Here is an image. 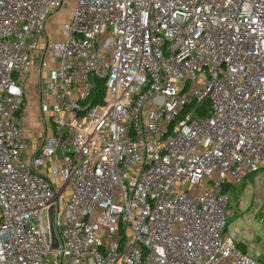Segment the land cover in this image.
I'll list each match as a JSON object with an SVG mask.
<instances>
[{
  "label": "built area",
  "instance_id": "obj_1",
  "mask_svg": "<svg viewBox=\"0 0 264 264\" xmlns=\"http://www.w3.org/2000/svg\"><path fill=\"white\" fill-rule=\"evenodd\" d=\"M263 170L264 0H0V264H261L225 190Z\"/></svg>",
  "mask_w": 264,
  "mask_h": 264
},
{
  "label": "rangeland",
  "instance_id": "obj_2",
  "mask_svg": "<svg viewBox=\"0 0 264 264\" xmlns=\"http://www.w3.org/2000/svg\"><path fill=\"white\" fill-rule=\"evenodd\" d=\"M67 15L69 9L65 7L52 18L47 24V35L53 39L59 37ZM35 76H28V86L35 85V80H38L34 79ZM34 105L31 113L36 111ZM227 196L225 236L234 235L236 244L243 247L250 257L264 264V170L257 175L248 174L227 192Z\"/></svg>",
  "mask_w": 264,
  "mask_h": 264
},
{
  "label": "crops",
  "instance_id": "obj_3",
  "mask_svg": "<svg viewBox=\"0 0 264 264\" xmlns=\"http://www.w3.org/2000/svg\"><path fill=\"white\" fill-rule=\"evenodd\" d=\"M35 67L32 69V71L29 73L30 75L37 76V66L38 63L35 62ZM28 75V76H30ZM34 77V79L39 80V76ZM38 80H35V85L28 86V83L26 84V102H25V107H24V117L28 126L27 129V138L29 141H33L34 138L37 137H42L45 134V121L43 118V113H42V108H41V103L44 99L43 92L41 93V89L38 86ZM33 104H32V103ZM35 104V105H34ZM36 106V111L34 113H31L32 106ZM40 115V116H39ZM47 119V117H45ZM259 174V173H258ZM257 175V174H256ZM235 186V184H232V186L228 187L227 191L232 189ZM246 252V251H245ZM247 254V252H246ZM248 255V254H247Z\"/></svg>",
  "mask_w": 264,
  "mask_h": 264
},
{
  "label": "trees",
  "instance_id": "obj_4",
  "mask_svg": "<svg viewBox=\"0 0 264 264\" xmlns=\"http://www.w3.org/2000/svg\"><path fill=\"white\" fill-rule=\"evenodd\" d=\"M92 81L94 84V88H93L92 94H91L90 98L88 99V101L91 104V106H95L98 104H102L103 98L105 95V89H104L103 81L98 80L96 78H93ZM227 189L225 190L226 192H228ZM237 246L241 252L246 253L245 249L243 247H241L239 244H237Z\"/></svg>",
  "mask_w": 264,
  "mask_h": 264
},
{
  "label": "water",
  "instance_id": "obj_5",
  "mask_svg": "<svg viewBox=\"0 0 264 264\" xmlns=\"http://www.w3.org/2000/svg\"><path fill=\"white\" fill-rule=\"evenodd\" d=\"M51 234H52V236H53V238H54V231H53V228H52V227H51ZM53 247L56 248V247H57L56 244H54Z\"/></svg>",
  "mask_w": 264,
  "mask_h": 264
}]
</instances>
